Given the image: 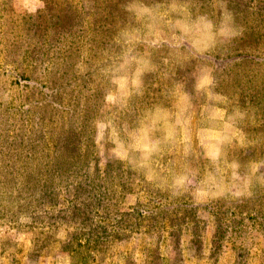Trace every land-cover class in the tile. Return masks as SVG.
I'll return each mask as SVG.
<instances>
[{"label":"rangeland","instance_id":"obj_1","mask_svg":"<svg viewBox=\"0 0 264 264\" xmlns=\"http://www.w3.org/2000/svg\"><path fill=\"white\" fill-rule=\"evenodd\" d=\"M0 264H264V0H0Z\"/></svg>","mask_w":264,"mask_h":264}]
</instances>
